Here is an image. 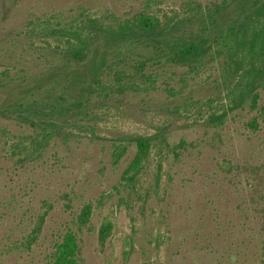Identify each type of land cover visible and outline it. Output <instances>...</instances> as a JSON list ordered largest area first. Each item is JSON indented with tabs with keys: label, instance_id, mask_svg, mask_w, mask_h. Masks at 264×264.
I'll use <instances>...</instances> for the list:
<instances>
[{
	"label": "rangeland",
	"instance_id": "1",
	"mask_svg": "<svg viewBox=\"0 0 264 264\" xmlns=\"http://www.w3.org/2000/svg\"><path fill=\"white\" fill-rule=\"evenodd\" d=\"M215 1L0 0V73L40 72L44 51H36L25 34L36 17L82 8L119 15L146 9L166 17L190 3ZM218 73L215 65L183 80L170 68L154 91H129L106 109L94 140L57 142L34 162H17L0 131V264H59L67 238L69 252L86 264H264V91L255 108L239 109L221 127H210L196 100L209 96ZM172 88L182 92L174 95ZM187 99L192 110L174 113L175 104ZM0 127L12 135L26 132L2 118ZM162 128L177 152L155 149L129 190L122 175L136 147L117 161L114 144ZM87 204L90 222L79 228L77 216ZM45 211L37 244L17 248ZM105 222L112 231L102 240Z\"/></svg>",
	"mask_w": 264,
	"mask_h": 264
},
{
	"label": "trees",
	"instance_id": "2",
	"mask_svg": "<svg viewBox=\"0 0 264 264\" xmlns=\"http://www.w3.org/2000/svg\"><path fill=\"white\" fill-rule=\"evenodd\" d=\"M25 34L36 51H44L40 72L24 77L0 73V118L26 129L12 135L0 127L11 156L20 164L42 159L57 142L94 140L106 109L129 91H154L170 68L187 80L218 67L211 93L196 100L197 111L206 112L210 127H221L239 109L255 108L264 91V0L195 2L166 17L146 9L119 15L82 8L67 15L36 17ZM172 90L174 95L182 92ZM190 99L175 104L174 113L190 112L195 106ZM167 132L162 128L153 134H132L125 143L114 144L117 161L136 147L122 175L126 188L136 187L155 149L160 155L177 152ZM92 209L87 204L78 214L79 228L90 222ZM47 215L45 211L38 216L17 248L30 250L37 244ZM111 231L112 223L105 222L101 239ZM67 239L64 262L59 264H86L69 252L72 244Z\"/></svg>",
	"mask_w": 264,
	"mask_h": 264
}]
</instances>
